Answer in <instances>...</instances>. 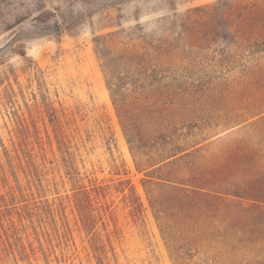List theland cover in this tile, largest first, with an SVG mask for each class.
Listing matches in <instances>:
<instances>
[{"label": "rangeland", "instance_id": "obj_1", "mask_svg": "<svg viewBox=\"0 0 264 264\" xmlns=\"http://www.w3.org/2000/svg\"><path fill=\"white\" fill-rule=\"evenodd\" d=\"M224 1L0 0V236L17 252L0 264H264V36L248 47L220 20L200 35L195 10ZM112 32L148 48L153 79L118 69L138 112L200 125L188 140L210 164L239 141L222 200L190 223L130 152L94 50Z\"/></svg>", "mask_w": 264, "mask_h": 264}, {"label": "trees", "instance_id": "obj_2", "mask_svg": "<svg viewBox=\"0 0 264 264\" xmlns=\"http://www.w3.org/2000/svg\"><path fill=\"white\" fill-rule=\"evenodd\" d=\"M195 11L199 13L195 17L196 22H199L197 31H200V35L209 36L218 31L216 28L220 26L217 24L215 27L214 24L220 20L228 34L248 47L258 37L264 36V30H260L252 18L259 12L256 0H226ZM257 30H260L258 34ZM125 39L128 40L121 41L119 32H112L99 37L96 42L94 50L101 62L106 88L137 166H147L148 173L155 175L147 183L176 196L178 199L170 201L168 205L173 204L172 208L178 212V217L190 223L194 219L193 213L203 202L222 200L223 192L217 190H223L221 176L225 169V149H233L239 141L235 134L225 136L230 140L228 143H224L222 138L218 139L219 155L213 157L210 161L214 164H210L207 156L202 154V149H193L196 145L192 144L195 143L190 144L188 140L194 135V128L201 129L200 125L193 123L189 125L188 132H178L179 129L166 124L164 118L158 119V115H150L157 108L158 101L152 107L138 112L142 98L125 93L124 84L129 80L130 74L118 69H134L142 80L153 79L155 70L145 64L148 48L130 38ZM225 59L229 60V57ZM138 82L139 80L131 82L133 88L138 87ZM150 205L156 213L161 212L165 206L158 199L152 200ZM5 237L0 236V259L16 261L17 252L12 249L9 234ZM18 255L29 257L23 246L18 250Z\"/></svg>", "mask_w": 264, "mask_h": 264}]
</instances>
